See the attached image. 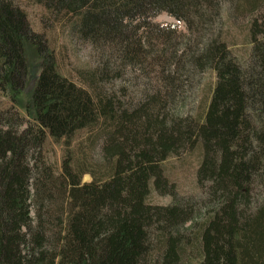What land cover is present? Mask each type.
I'll return each mask as SVG.
<instances>
[{"label":"trees","instance_id":"1","mask_svg":"<svg viewBox=\"0 0 264 264\" xmlns=\"http://www.w3.org/2000/svg\"><path fill=\"white\" fill-rule=\"evenodd\" d=\"M34 1L54 14L72 15V32L93 47L113 49L120 62L139 59L153 43L151 33L162 38L167 33L151 28L154 17L167 13L193 33L211 16L210 0ZM261 27L252 21L246 66L218 40L207 42L199 56L192 52V69L207 65L216 74L211 100L202 122L168 126L153 114L162 112L160 100L139 106L116 103L96 87L91 93L63 77L26 13L0 0V93L12 102L0 111V264H179L178 225L190 213L177 204L150 205L147 198L153 185L175 199L161 162L195 140L204 150L197 183L214 204L194 247L197 264H264ZM25 40L38 46L42 60L31 96L32 120L15 106L29 76ZM184 44L185 49L192 46L189 39ZM182 55L175 51L171 60L178 63ZM101 57L107 61L103 52ZM163 81L170 84L168 77ZM99 122L104 123L102 153L116 160L109 177L82 183L86 172H77L70 160L57 175L43 156L47 139L69 146L78 131ZM155 244L159 257L153 259Z\"/></svg>","mask_w":264,"mask_h":264},{"label":"rangeland","instance_id":"2","mask_svg":"<svg viewBox=\"0 0 264 264\" xmlns=\"http://www.w3.org/2000/svg\"><path fill=\"white\" fill-rule=\"evenodd\" d=\"M10 1L26 13L32 30L45 37L50 53L55 56L58 72L63 77L91 93L96 87L103 96L116 103L139 106L148 101L152 104L153 99L154 102L160 100L162 112L153 114L166 119L168 126L174 121L191 126L202 122L211 100L216 74L207 65L192 69L188 60L192 52L199 56L207 42L218 40L227 45L241 65L246 66L253 47L250 33L252 21L257 19L264 31V0H210L211 16L206 26L196 31L194 28L192 33L185 22L167 13L160 14L151 20V28L163 31L162 34L167 31L163 38L159 37L161 33H151L153 43L140 52L139 59L120 62L113 49L93 47L72 32L75 20L72 15L54 14L34 0ZM188 39L192 46L185 49L184 43ZM23 45L29 76L24 94L17 97L15 106L22 116L32 120L31 96L42 60L37 45L27 40ZM189 50L191 53L182 55ZM175 51L183 56L178 63L171 60ZM102 52L107 61L101 57ZM167 77L170 84L166 87L163 79ZM11 106L10 99L0 93V111ZM103 127L104 123L99 122V125L78 131L69 146L64 141L55 142L48 138L43 148L45 160L57 175L62 174L65 160H70L77 172H86L82 175V183L105 181L116 160H110L107 153L106 157L102 153L99 137ZM107 128L109 130L111 126ZM203 154L202 143L197 140L194 144L175 149L161 162L167 187L174 186L175 199L168 193L157 191L153 185L147 198L150 205L166 207L177 204L190 213V218L178 225L182 249L179 264L198 263L200 256L194 247L204 223L214 211L213 201L208 200L206 191L197 183V171ZM251 204L255 212V200ZM158 247V244L153 247V259L159 257Z\"/></svg>","mask_w":264,"mask_h":264}]
</instances>
